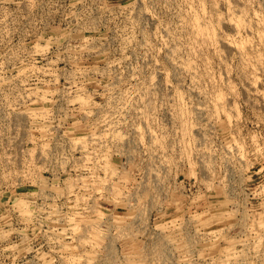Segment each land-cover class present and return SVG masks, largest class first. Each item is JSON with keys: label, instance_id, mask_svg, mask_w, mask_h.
Returning <instances> with one entry per match:
<instances>
[{"label": "rangeland", "instance_id": "374dc122", "mask_svg": "<svg viewBox=\"0 0 264 264\" xmlns=\"http://www.w3.org/2000/svg\"><path fill=\"white\" fill-rule=\"evenodd\" d=\"M263 101L264 0H0V264H264Z\"/></svg>", "mask_w": 264, "mask_h": 264}, {"label": "bare ground", "instance_id": "6f19581e", "mask_svg": "<svg viewBox=\"0 0 264 264\" xmlns=\"http://www.w3.org/2000/svg\"><path fill=\"white\" fill-rule=\"evenodd\" d=\"M235 10V9H234ZM237 11H238V9H237ZM236 10H235V12H237ZM237 23V22H236ZM235 23V24H236ZM238 24V23H237ZM241 24V23H240ZM235 26V25H234ZM242 26V25H241ZM237 29H238V27H239V24H238V26L236 25L235 26ZM239 28H242V27H239ZM239 31H240V29H239ZM241 48V47H240ZM239 49V48H238ZM240 50V49H239ZM243 50V49H242ZM242 52V51H241ZM188 63V62H187ZM192 64V63H191ZM177 65H180V64H177ZM188 66H190L189 64H187ZM191 67V66H190ZM179 69H180V71L182 72L183 70H187V72H188V70L189 69H186V67H185V64H183V65H181V66H179L178 67ZM188 68V67H187ZM177 69V68H176ZM191 69V68H190ZM263 103H264V101H263ZM196 112L198 113V114H203V112H204V109L203 108H200V107H198V108H196Z\"/></svg>", "mask_w": 264, "mask_h": 264}]
</instances>
